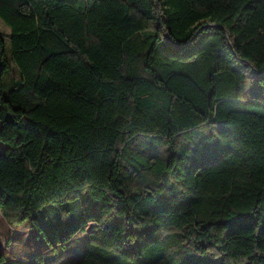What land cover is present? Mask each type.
Returning <instances> with one entry per match:
<instances>
[{"label":"trees","instance_id":"1","mask_svg":"<svg viewBox=\"0 0 264 264\" xmlns=\"http://www.w3.org/2000/svg\"><path fill=\"white\" fill-rule=\"evenodd\" d=\"M0 215L69 264H264V0H0ZM0 264H25L6 257Z\"/></svg>","mask_w":264,"mask_h":264},{"label":"rangeland","instance_id":"2","mask_svg":"<svg viewBox=\"0 0 264 264\" xmlns=\"http://www.w3.org/2000/svg\"><path fill=\"white\" fill-rule=\"evenodd\" d=\"M0 29L7 44V58L11 65L2 79L3 91L7 93L19 81L20 73L11 60V29L1 18ZM4 148L5 145L0 141V152ZM86 238L85 233H79L65 247L50 250L43 236L31 226L29 220L22 224H11L0 215V249L6 257L22 260L25 264H69L81 256Z\"/></svg>","mask_w":264,"mask_h":264},{"label":"crops","instance_id":"3","mask_svg":"<svg viewBox=\"0 0 264 264\" xmlns=\"http://www.w3.org/2000/svg\"><path fill=\"white\" fill-rule=\"evenodd\" d=\"M86 239H87V238H86ZM86 239L84 240V242L86 241ZM11 259H16V258H13V257H12Z\"/></svg>","mask_w":264,"mask_h":264}]
</instances>
